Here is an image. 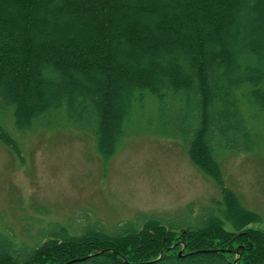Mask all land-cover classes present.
Masks as SVG:
<instances>
[{"label":"trees","instance_id":"obj_1","mask_svg":"<svg viewBox=\"0 0 264 264\" xmlns=\"http://www.w3.org/2000/svg\"><path fill=\"white\" fill-rule=\"evenodd\" d=\"M152 1L0 0V143L23 161L12 131L61 120L108 159L151 101L156 131L222 198L192 219L51 224L32 246L0 230V264H264V219L225 186L219 162L264 153L262 0H172L170 13ZM240 37L237 53L223 45ZM174 48L172 64L157 55Z\"/></svg>","mask_w":264,"mask_h":264},{"label":"rangeland","instance_id":"obj_2","mask_svg":"<svg viewBox=\"0 0 264 264\" xmlns=\"http://www.w3.org/2000/svg\"><path fill=\"white\" fill-rule=\"evenodd\" d=\"M156 1L170 13L172 0ZM259 9L264 13V0ZM240 39L223 45L229 48L233 42L237 53ZM211 47L218 50L216 44ZM156 51L169 60L173 53L183 55L175 48L172 53ZM153 107L146 102L144 113L133 118L132 131L108 159L97 154L90 134L61 120L26 134L12 131L23 161L0 143V230L32 246L51 232V224L79 231L98 223L111 230L142 216L192 219L212 200H220L219 187L190 163L180 144L156 131ZM219 162L225 186L264 219V153H220Z\"/></svg>","mask_w":264,"mask_h":264}]
</instances>
